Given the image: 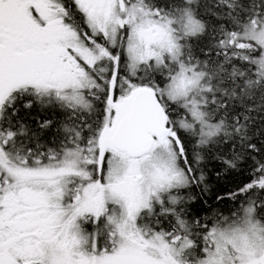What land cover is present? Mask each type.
Segmentation results:
<instances>
[{
  "label": "snow or ice",
  "instance_id": "1",
  "mask_svg": "<svg viewBox=\"0 0 264 264\" xmlns=\"http://www.w3.org/2000/svg\"><path fill=\"white\" fill-rule=\"evenodd\" d=\"M0 264H264V0H0Z\"/></svg>",
  "mask_w": 264,
  "mask_h": 264
}]
</instances>
